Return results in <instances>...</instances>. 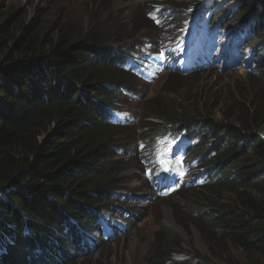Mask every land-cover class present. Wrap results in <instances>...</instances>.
Masks as SVG:
<instances>
[{"label": "trees", "instance_id": "trees-1", "mask_svg": "<svg viewBox=\"0 0 264 264\" xmlns=\"http://www.w3.org/2000/svg\"><path fill=\"white\" fill-rule=\"evenodd\" d=\"M143 1V10L121 18H131L123 27L112 18L92 19L77 29L46 16L28 22L19 13H0V264H76L75 259L97 255L104 244L128 235L143 213L140 217L139 209H130L120 192L119 159L134 145L130 161L146 177L143 185L153 189V177L161 171L157 150L165 139L182 140L183 174L173 177L166 194L154 193L152 199L170 197L187 207L199 201L188 214L223 260L187 253L177 246L171 228L164 229L151 259L158 264H255L264 258V0H241L211 16V25L220 18V30L230 33L238 24L245 37L234 64L180 69L149 62L158 75H189L236 68L252 54L246 72L258 92L232 93L221 123L206 120L200 102L150 108L142 123L130 110L145 95L133 84L150 83L158 75H151L149 56L138 60L139 41L126 42L127 34L112 41L110 31L133 32L141 22L166 34L161 23L171 18L168 25L177 26L151 55L189 39L188 30L177 33L185 14L179 10L187 9L190 0ZM191 1L195 12L201 0ZM145 69L148 75L141 73ZM228 243L241 250L243 262L225 256ZM181 254L190 257L181 260Z\"/></svg>", "mask_w": 264, "mask_h": 264}, {"label": "rangeland", "instance_id": "rangeland-1", "mask_svg": "<svg viewBox=\"0 0 264 264\" xmlns=\"http://www.w3.org/2000/svg\"><path fill=\"white\" fill-rule=\"evenodd\" d=\"M202 1L205 5L211 0ZM237 1L222 0L218 9L221 11V8H226ZM143 2V0H0V13L9 12L11 17L14 13H19L20 16L27 17L28 22L39 16H46L56 23L68 22L77 29L86 27L92 19L104 22L112 18L116 22L121 21L123 27L127 26L128 23L131 24V18L128 17L123 21L121 18L128 16L130 12L143 10ZM189 3L190 8L187 6V9L179 10V14L183 10L186 12L194 7L195 2L190 0ZM139 13L143 14L144 12ZM145 15L147 18L149 17L146 12ZM137 21L140 20L137 19ZM168 22H173V20L167 19L161 23V26L167 27L165 29L166 34H162L163 30L159 27L156 29L155 26L153 28L143 27L142 23L138 22L133 30V32L139 31L138 34L134 35L133 32L122 34L115 28L110 31V38H113L112 41H114L118 40L117 37L127 34L129 38H124L126 42L139 41L137 58L143 62L147 56L151 55L153 49L159 48L162 40L172 32V28L177 26L176 24L168 25ZM197 22L198 17L191 23L196 30L199 29ZM187 23H190V19L178 23L182 30L177 33V36L187 31L188 28L182 26L187 25ZM246 64L247 62L225 71L209 68L189 75L168 74L166 71L158 75V71L155 69L151 72L152 76L158 75L154 81L144 83L137 80V85L133 84L134 89L144 91L145 95L143 100L136 105L138 108H130V110L134 113L137 111L142 123L146 110L150 108L165 105L173 109V104L181 100L185 106L200 102L204 106L206 120L221 123L227 120L225 114L229 112V106L226 99L232 93L238 90L247 92L250 88H254L258 92V83L251 80L247 75ZM252 93L257 95L254 91ZM143 131L148 134L150 129L144 128ZM131 147L135 148L134 145ZM133 149L119 159L121 162L118 164V168L122 169L119 176L121 180L120 192L125 194V200L130 209H139L141 211L140 217L142 213L143 217L140 220L137 219L128 235L119 238L113 245L104 244L97 255L75 259L76 264H158L151 259V254L157 241L164 238L165 228H171L175 231L177 242H179L177 246H180L187 253L195 254L201 260L205 257L215 261L223 260L219 258L220 250L213 252L209 249L205 231L203 232L188 214V207L197 209L199 201H193L187 207L181 201L170 200V197L152 199L153 194L156 193L155 190L148 185L147 187L143 185L146 177L143 176L140 167L130 161L131 155H134ZM189 196L198 197L191 193ZM118 219L123 221L122 216ZM225 248H230V252H226L225 256L232 254L243 262V254L239 248L232 243H228ZM187 255L181 254L178 258L183 260L190 257ZM195 262L198 263V260ZM255 264H264V258L259 259Z\"/></svg>", "mask_w": 264, "mask_h": 264}]
</instances>
